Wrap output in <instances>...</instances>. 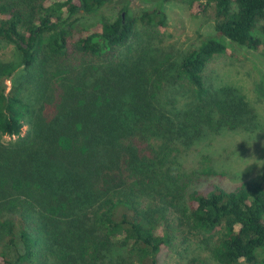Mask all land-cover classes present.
<instances>
[{
	"label": "trees",
	"instance_id": "obj_1",
	"mask_svg": "<svg viewBox=\"0 0 264 264\" xmlns=\"http://www.w3.org/2000/svg\"><path fill=\"white\" fill-rule=\"evenodd\" d=\"M111 1L0 0V42L14 49L0 57V264H162L170 214L212 240L219 264H256L264 172L200 190L224 173L205 151L197 168L180 159L259 129L241 91L206 73L236 49L264 53V0H146L157 7L138 20L126 1L110 21ZM171 1L194 16L213 7L219 34L176 63L134 43L138 23L165 32ZM85 16L100 18L76 24Z\"/></svg>",
	"mask_w": 264,
	"mask_h": 264
},
{
	"label": "rangeland",
	"instance_id": "obj_2",
	"mask_svg": "<svg viewBox=\"0 0 264 264\" xmlns=\"http://www.w3.org/2000/svg\"><path fill=\"white\" fill-rule=\"evenodd\" d=\"M126 1H129L130 16L136 20L144 11L157 7L153 1L112 0L103 15L110 21L116 20L124 13L122 8ZM162 11L169 18L165 32L152 33L138 23L139 36L134 40L135 45L138 43L147 49L152 46L157 55L162 58L169 57L176 63L202 38L219 36L211 6L204 15L194 16L185 3L171 1L163 5ZM99 18L100 16L81 17L76 24L82 27L92 26ZM13 51L12 46L0 42V57H10ZM206 75L217 87L229 86L241 91L255 110L260 127L254 133L225 131L220 135L216 134L213 139L204 142L201 148L195 147L189 155L182 156L180 160L190 169L197 168V152L205 151V154L211 156L212 166L224 174L219 173L220 175L206 180L198 188L204 190L210 185H217L231 191L242 182L259 179L264 172V53L236 49L231 54L215 60ZM6 83L9 91L12 82L7 80ZM26 132L27 127L23 129V135ZM5 141L9 142L11 138L5 137ZM208 143H212L209 148L206 146ZM168 221L172 225L169 234L173 245L163 253L162 264H188L191 259L197 257L208 264H219L210 254L212 240H208L207 235L191 230L185 223L179 225L173 214L168 216ZM256 264H264V252L258 254Z\"/></svg>",
	"mask_w": 264,
	"mask_h": 264
},
{
	"label": "water",
	"instance_id": "obj_3",
	"mask_svg": "<svg viewBox=\"0 0 264 264\" xmlns=\"http://www.w3.org/2000/svg\"><path fill=\"white\" fill-rule=\"evenodd\" d=\"M124 16V15H123Z\"/></svg>",
	"mask_w": 264,
	"mask_h": 264
}]
</instances>
